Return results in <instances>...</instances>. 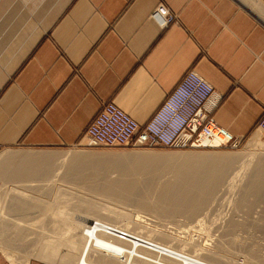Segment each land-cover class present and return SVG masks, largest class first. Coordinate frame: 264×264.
Wrapping results in <instances>:
<instances>
[{
    "label": "crops",
    "instance_id": "0c3cea01",
    "mask_svg": "<svg viewBox=\"0 0 264 264\" xmlns=\"http://www.w3.org/2000/svg\"><path fill=\"white\" fill-rule=\"evenodd\" d=\"M159 4L176 16L168 27L151 18ZM189 70L222 97L215 122L252 138L264 114V0H0V149L75 147L108 102L144 125ZM67 202L11 207L77 204ZM35 214L38 238L45 210Z\"/></svg>",
    "mask_w": 264,
    "mask_h": 264
},
{
    "label": "bare ground",
    "instance_id": "6f19581e",
    "mask_svg": "<svg viewBox=\"0 0 264 264\" xmlns=\"http://www.w3.org/2000/svg\"><path fill=\"white\" fill-rule=\"evenodd\" d=\"M261 133L264 137V133ZM196 145L216 147L214 143L205 140H198ZM250 146H256L255 150L242 158L217 153L185 156L144 153L97 156L80 152H4L0 155V191L14 181L45 180L47 186L66 181L71 184L77 182L92 200L116 206L101 208V205L99 207L96 203L86 201V213L71 214L75 225L65 228L67 235L42 237L43 240L38 243L41 250L35 254L49 261L59 260L60 264H239L235 254L230 249L226 250V246L230 244L226 248L222 246L217 250L211 249L150 223L154 222L153 218L176 220L181 215L194 223L197 214L210 204L233 174L227 181L228 184L239 182L238 185H244L243 188H238L241 190L240 205L252 208L253 200L264 201V157L258 156L254 163L257 157L255 151L259 147L257 144ZM59 161L62 164L57 171H64L61 176L53 170L54 164ZM238 168L239 171L235 172ZM164 174L171 176L164 177ZM155 183H159L160 190L156 200L150 201L145 193L151 191ZM24 199L31 200L30 196ZM63 199L75 200L73 197ZM0 200L6 201L8 198L1 194ZM82 200L76 201L83 203L85 200ZM131 205L136 213L123 210V207ZM148 221L151 222L148 224ZM201 221L197 219L194 223L196 225L186 227L183 232L198 227ZM121 222L125 224H120ZM130 224L135 227L133 230ZM227 225L223 238L232 243L231 246H241L235 233L241 230L242 224L231 220ZM138 229L142 230L138 232ZM2 230L0 228V246L4 250H11L9 241L3 244L2 238H7V235ZM251 246V258L245 264H260L258 250L255 244ZM6 255L12 258L13 254L6 251Z\"/></svg>",
    "mask_w": 264,
    "mask_h": 264
},
{
    "label": "rangeland",
    "instance_id": "374dc122",
    "mask_svg": "<svg viewBox=\"0 0 264 264\" xmlns=\"http://www.w3.org/2000/svg\"><path fill=\"white\" fill-rule=\"evenodd\" d=\"M252 144H257V147H261V150L258 148L256 149L257 157L254 159L257 160L258 156L264 157V137H262L261 131H258L252 138L248 137L244 141H242L236 148L234 149H227V148H219V149H187V150H180V149H168L162 147L156 148H101V147H90L86 144H83L80 147H58V148H51V149H38V148H29L22 145H18L11 148H3L0 149V155L4 152H56V153H66V152H80L85 154H94L99 156H113V155H124V154H136V153H144L150 155H177V156H185L188 154H231L236 155L239 158L245 156L247 153L252 152L255 150L254 146H250ZM259 145V146H258ZM260 157V158H261ZM259 160V159H258ZM253 163V164H254ZM61 162H56L54 164V169L56 170L61 166ZM239 171L238 170H235ZM234 172V173H235ZM54 173H59L60 176L64 173V171L59 170ZM171 174H164V177H170ZM229 176V181L232 177ZM226 181L225 185H223L219 191L215 194V197L212 199L210 204L204 207L198 214L195 221H201L199 226L196 228L191 229L190 231L186 229L192 227L194 224L191 220L189 221L186 219L185 215H181L180 218L174 219H167V218H160L156 220L153 218L152 221H148L147 223L152 224L159 229H168L170 233L175 236L182 237V239H190L195 244L206 245L208 248L211 249H218L222 246L224 248L227 247L226 250H229L233 253L235 258L238 260L239 264H245L247 261L250 260L251 255L249 250L253 247L251 245L255 244V247L258 250V260L260 264H264V201L253 200L252 208L243 207L240 205V195L241 190L244 185H238L239 182L228 184ZM240 184V183H239ZM2 184L0 183V186ZM39 187L40 189H44L45 186L44 196L39 197L31 194H27L29 190H34V186ZM238 185V186H237ZM30 186V187H28ZM80 185L77 182L71 184L66 182L55 183V185L47 186L45 184V180L36 182V181H25V182H15L11 184L9 187H3V191H0V196L3 194L4 197L8 198V200H0V228H3L2 232L7 235V238H2L3 244L6 241L11 243V250L5 249L6 251H11L12 258H8L6 255V251L0 246V264H30L31 262L38 261L44 264H60L59 260L57 261H49L42 257L37 256L35 253L38 250H41L38 247L39 241H42V237L44 235L33 236L38 229V225L40 224L41 219L35 213H39L45 210V238L48 237H55V236H63L67 235L65 228L71 226V224L75 225V219L71 217L72 213H86L84 210L87 208V203H96L97 205H101V208H111L115 207L110 205L112 203H105L101 202L100 200L94 199L92 200L88 194L81 190ZM226 188H225V187ZM233 188L229 190L230 188ZM241 186V187H240ZM159 183H155L152 187L151 191H147V194L150 198V201H155L160 190ZM6 188V189H5ZM236 188V189H235ZM239 188V189H238ZM158 189V190H157ZM239 191V194H238ZM237 192V193H236ZM232 193V194H231ZM26 196H30V199H43L45 200H57V201H64L63 198H75L76 200H82L83 203H78L75 207H45L36 208V209H26L20 207H11V202L18 201V200H27L24 199ZM86 196V198H85ZM22 198V199H20ZM82 198V199H81ZM29 199V197H28ZM87 199V200H86ZM90 199V200H89ZM154 199V200H153ZM74 201H68L67 203H72ZM88 202V203H89ZM261 202V203H260ZM110 206V207H109ZM119 207H117L118 209ZM132 205L129 207H123V210H127L131 213H136L135 208ZM120 209V208H119ZM131 210V211H130ZM145 215V214H143ZM154 216V215H153ZM185 216V218H184ZM39 220V221H38ZM174 220V221H173ZM235 220L239 224H242L241 230H237L238 232L235 233L237 235L239 244H233L227 242V239L223 238L227 223L229 221ZM38 221V222H37ZM54 221V223H53ZM172 221V222H171ZM244 221V222H243ZM192 223V224H191ZM120 224H125V222H121ZM202 224V225H201ZM131 229L133 230L135 227L130 224ZM185 226V227H184ZM165 227V228H164ZM187 227V228H186ZM172 228V229H171ZM225 228V229H224ZM183 229V230H182ZM201 229V230H200ZM142 229H138L137 231H141ZM177 230V231H176ZM182 231V232H181ZM177 232V233H176ZM181 234H180V233ZM189 232V233H188ZM1 233V232H0ZM2 233V234H3ZM179 233V234H178ZM184 233V234H183ZM149 234V233H148ZM188 235V236H187ZM221 238V239H219ZM219 240V241H218ZM222 240V241H221ZM174 244L175 242L172 241ZM222 244V245H221ZM230 244V246H226ZM221 245V246H220ZM238 246V249L236 248ZM219 246V247H218ZM226 246V247H225ZM236 246V247H235ZM197 248V247H196ZM234 248V249H233ZM13 249V250H12ZM216 249V250H217ZM35 251V252H34ZM234 251V252H233ZM33 253V254H32ZM249 254V255H248ZM37 256V257H36ZM249 259V260H247ZM261 260V261H260ZM246 261V262H245Z\"/></svg>",
    "mask_w": 264,
    "mask_h": 264
},
{
    "label": "built area",
    "instance_id": "2783aa9c",
    "mask_svg": "<svg viewBox=\"0 0 264 264\" xmlns=\"http://www.w3.org/2000/svg\"><path fill=\"white\" fill-rule=\"evenodd\" d=\"M151 18L161 27H168L176 16L159 4ZM221 100L206 80L189 70L144 125L114 103H104L76 147L86 144L101 148L214 149L196 145L198 140H205L214 143L215 149H234L243 140L220 127L213 118ZM256 129L264 133V114Z\"/></svg>",
    "mask_w": 264,
    "mask_h": 264
}]
</instances>
